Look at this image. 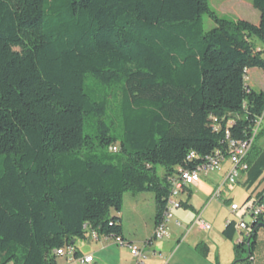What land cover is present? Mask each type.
Returning a JSON list of instances; mask_svg holds the SVG:
<instances>
[{
  "label": "trees",
  "instance_id": "obj_1",
  "mask_svg": "<svg viewBox=\"0 0 264 264\" xmlns=\"http://www.w3.org/2000/svg\"><path fill=\"white\" fill-rule=\"evenodd\" d=\"M251 6L258 25L208 0H0V264H56L69 248L78 260L76 242L91 235L124 241L114 214L126 193L153 194L156 228L178 170L225 154V130L249 138L264 111V92L245 83L248 70L264 73V0ZM263 135L242 180L254 204ZM259 224L234 245V264H249ZM235 226L225 223L226 241Z\"/></svg>",
  "mask_w": 264,
  "mask_h": 264
},
{
  "label": "rangeland",
  "instance_id": "obj_2",
  "mask_svg": "<svg viewBox=\"0 0 264 264\" xmlns=\"http://www.w3.org/2000/svg\"><path fill=\"white\" fill-rule=\"evenodd\" d=\"M208 1L213 11L217 12L220 16L232 19H239L240 17L251 19L252 12H256L251 7V0ZM202 21L205 32L210 31L214 27L212 21L207 16H203ZM254 42L257 47H260L262 51L261 56L264 59V47L258 41L254 40ZM113 105L115 106L116 103ZM257 145L264 147V138L259 139ZM226 166L220 171L209 173L206 176L201 175L202 188L200 191L192 189V196L189 201V203L195 206V210L201 213L202 221L211 226V231L198 232L194 228L185 235L183 232L189 225V220L195 214L189 209L185 211L183 208L172 211L169 215V223L167 224L169 236L163 240L155 241L150 248L144 247L147 264H160L165 260H169V264H215V260L218 261V264L235 263L236 257L233 249L238 235L230 242L226 241L221 233L226 222L238 221L237 215L229 213L228 205L232 203L241 206L249 194L242 186V179H239L238 183L234 185L223 186L219 199L211 201L210 204L205 206L207 195L221 184L222 173L227 168ZM157 175L162 177L163 169L161 167L157 168ZM180 199L184 203L186 195L183 194L180 196ZM114 215L121 219L123 234L125 236L124 240L139 247L144 246L146 240L150 235L152 236L154 228L155 203L153 194L141 193L134 195L126 193L123 197L122 212L119 215ZM176 221L181 223V228L174 226ZM93 238L94 235H91L88 241H78L75 244V247L83 255L89 254L93 257V264H133L126 246H116L111 239L105 240L103 237H97V240ZM177 240L180 241L178 244ZM197 246L203 251L198 250ZM152 251L160 254L162 258L150 256ZM240 257L244 260L246 254L242 253ZM56 264L75 263H67L64 258L58 257Z\"/></svg>",
  "mask_w": 264,
  "mask_h": 264
},
{
  "label": "built area",
  "instance_id": "obj_3",
  "mask_svg": "<svg viewBox=\"0 0 264 264\" xmlns=\"http://www.w3.org/2000/svg\"><path fill=\"white\" fill-rule=\"evenodd\" d=\"M264 121V111L253 123L250 136L245 141H235L230 137L228 130H225L223 142L227 146V151L225 154L221 152H216L213 157L207 158L206 162L198 167L194 171L178 170L177 173L169 179L170 184V195L167 201V208L165 212L164 222L154 228L152 233V238L155 241L163 240L169 236L167 230V224L169 223V215L172 211L181 209L182 196L187 189L198 184L200 176H206L209 173L222 170V168L227 165V168L223 171V180L215 190H213L210 199L212 201L219 199L221 188L225 185H234L238 183L239 179L244 178L247 171V164L245 159L254 143L255 138L260 133L263 127ZM213 131L219 132L220 126L214 120ZM113 152H116V149H112ZM195 156L193 154L189 155V160L193 159ZM228 211L230 214L237 215L238 221H236V235L238 239L235 244H243L249 238L250 228L249 226L257 220L258 217L263 216L264 214V203L254 204L253 201L244 202L241 206L230 203L228 205ZM249 221H248V220ZM175 226L180 227V223L176 222ZM195 228L200 232L209 231L211 226L202 221L200 216H196L191 228ZM189 228V229H191ZM190 230L186 231L187 235ZM235 235V236H236ZM94 240H97V237L94 236ZM105 240H112L116 246L127 247L129 250V255L133 260V264H147V258L145 256L144 248L137 245H130L121 239H112L104 238ZM56 255L64 258L67 263L75 264H93L94 259L91 255L81 257L78 260L73 258V249L69 248L66 250H58ZM153 255L159 258H162L160 254L153 252ZM253 258H250L252 261ZM161 264H169V260L162 261Z\"/></svg>",
  "mask_w": 264,
  "mask_h": 264
},
{
  "label": "crops",
  "instance_id": "obj_4",
  "mask_svg": "<svg viewBox=\"0 0 264 264\" xmlns=\"http://www.w3.org/2000/svg\"><path fill=\"white\" fill-rule=\"evenodd\" d=\"M225 0H222L221 2H224ZM252 7V6H251ZM222 14V13H221ZM239 16V15H238ZM239 19L241 20H246V21H249L251 23H253L254 25H258L259 24V19H260V16H259V13L256 11V12H252V18L251 19H243V17H240ZM258 50H261L260 47H258ZM245 83L246 85L253 89V90H256V91H262L264 92V73L259 70V69H251V70H248L246 72V77H245ZM263 125H264V121H263ZM264 130V127H262L261 131ZM261 138H264V135L261 137ZM260 138V139H261ZM259 146V145H258ZM262 150H264V147L262 146H259ZM227 167V166H226ZM205 179V178H204ZM222 180H223V173H222ZM202 188V182H201V176H200V180L198 182L197 185L187 189V191H185L184 195H186V201L188 200L189 196L191 198V194H192V189H195V190H201ZM213 190L211 191L210 194L207 195V198H206V204H210V202L212 201L210 199L211 197V194H212ZM185 201V202H186ZM190 199L188 200V205L191 207V209H189L192 213H194L195 215L192 216V218L189 220L188 222V226L187 228L184 230L183 233L186 234V231L190 230V232L194 229L193 227L191 228L196 216H200L201 220H202V216H201V213H198V211L195 210V206L192 205L191 203H189ZM263 203H264V195H263ZM204 206V207H205ZM182 209V208H181ZM180 210V209H179ZM185 211H188V210H185ZM177 222V221H176ZM175 222V223H176ZM180 223V222H178ZM263 224H264V214H263ZM175 226V224H174ZM176 227V226H175ZM177 228V227H176ZM178 228H181V223H180V227ZM191 228V229H189ZM154 229V228H153ZM198 231V230H197ZM211 231V229L209 230ZM209 231H205V232H209ZM200 232V231H198ZM183 235V234H181ZM125 238V236H124ZM125 242H127L126 240H124ZM155 240H153L152 236L150 235V237L146 240V242L144 243V246H142V248L144 247H147V248H150L151 246H153ZM180 241L177 240V244L179 243ZM128 244L132 245L133 243L131 242H127ZM136 245V244H135ZM138 246V245H137ZM80 252V251H79ZM144 252H145V249H144ZM153 252L152 251L150 254V256H152L153 258H157L156 256L153 255ZM81 253V252H80ZM82 257H85V256H88L87 254H82ZM146 255V253H145ZM147 258V257H146ZM159 258V257H158ZM252 261L249 262V264H264V228H260L258 229L257 231V237H256V244H255V249H254V252H253V255H252ZM133 262V261H132ZM147 263V262H146ZM162 263V262H161ZM160 263V264H161Z\"/></svg>",
  "mask_w": 264,
  "mask_h": 264
},
{
  "label": "water",
  "instance_id": "obj_5",
  "mask_svg": "<svg viewBox=\"0 0 264 264\" xmlns=\"http://www.w3.org/2000/svg\"><path fill=\"white\" fill-rule=\"evenodd\" d=\"M257 228H258V229H260V228H264V224H259V225L257 226Z\"/></svg>",
  "mask_w": 264,
  "mask_h": 264
},
{
  "label": "bare ground",
  "instance_id": "obj_6",
  "mask_svg": "<svg viewBox=\"0 0 264 264\" xmlns=\"http://www.w3.org/2000/svg\"><path fill=\"white\" fill-rule=\"evenodd\" d=\"M183 203V202H182ZM153 231H154V229H153Z\"/></svg>",
  "mask_w": 264,
  "mask_h": 264
}]
</instances>
